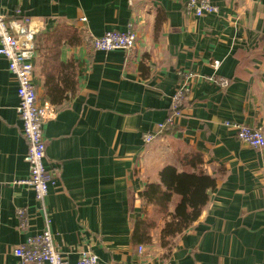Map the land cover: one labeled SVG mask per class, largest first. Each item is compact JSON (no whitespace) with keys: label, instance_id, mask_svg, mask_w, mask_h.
<instances>
[{"label":"crops","instance_id":"crops-1","mask_svg":"<svg viewBox=\"0 0 264 264\" xmlns=\"http://www.w3.org/2000/svg\"><path fill=\"white\" fill-rule=\"evenodd\" d=\"M185 1H0L12 29L36 42L32 81L38 102L51 110L45 164L57 176L42 202L14 183L28 174L27 143L17 82L0 56V264L17 263L12 249L42 230L45 215L69 264L82 248L100 264H264V147L245 145L224 125L264 132V0H211L218 13L200 18L185 13ZM130 21L132 50L91 49L92 36L124 32ZM58 27L74 35L46 49L52 39L45 34ZM45 55L48 64L51 56L58 62L44 74ZM179 72L191 73L182 116L169 134L145 143L143 134L167 116ZM218 77L229 80L223 93ZM192 155L203 160L197 170L216 181L199 217L168 245L160 241L162 217L151 241L137 242L135 219L159 209L138 194L167 165L194 172L184 162ZM177 201L173 195L169 212ZM17 207L28 212L26 230L17 227Z\"/></svg>","mask_w":264,"mask_h":264},{"label":"built area","instance_id":"built-area-1","mask_svg":"<svg viewBox=\"0 0 264 264\" xmlns=\"http://www.w3.org/2000/svg\"><path fill=\"white\" fill-rule=\"evenodd\" d=\"M1 1V0H0ZM18 1V0H17ZM218 7L211 0H186L185 13L195 18L218 13ZM137 32L133 21L122 31H106L101 36H92L90 46L96 51H112L116 49L130 51L134 48ZM0 56L7 61V68L17 82L18 104L16 112L21 122L22 136L27 143L25 161L28 174L25 178L15 180L14 183L27 185L34 194L36 202L46 198L49 185H53L57 176L51 174L46 167V144L43 136V125L51 115L46 105L38 102L36 89L32 81L34 65L32 58L34 48L30 32L16 33L10 26L5 14L0 10ZM213 68L219 66L218 60L210 62ZM183 78L175 86L170 96V104L165 119L155 124L154 128L143 134L145 143L157 140L175 129L178 119L182 116L185 97L189 90L187 80L191 73L179 72ZM210 80L213 77L209 78ZM219 90L229 85L225 77L213 80ZM224 125L235 132L236 138L253 149L264 147V132L261 127L248 126L243 123L225 121ZM17 227L26 230L29 227V215L24 207L15 209ZM45 225L39 233L26 236L24 241L12 249L16 257V264H69L66 255L54 243V235L50 228V218L45 215ZM143 246L138 245V252ZM76 264H100L97 255L89 248L77 251ZM109 264V263H108Z\"/></svg>","mask_w":264,"mask_h":264},{"label":"trees","instance_id":"trees-1","mask_svg":"<svg viewBox=\"0 0 264 264\" xmlns=\"http://www.w3.org/2000/svg\"><path fill=\"white\" fill-rule=\"evenodd\" d=\"M75 31H68L64 27H58L45 34V41L52 39L50 46L46 49L55 50L60 44L61 36L70 35ZM72 35V36H71ZM33 41L34 51L37 49L36 42ZM49 42V41H47ZM58 62L57 57L51 56V64H48V55L44 56V74ZM48 76L46 73L45 77ZM186 164H190L194 172L179 171L177 166L167 165L158 174V182L147 183L144 190L139 193V197L144 204L159 207L164 223L160 231V241L163 246L168 245L177 235L186 230L200 215L203 207L208 201V191L215 187L216 181L213 177L197 170L196 167L202 164L203 160L198 155L184 158ZM173 195L178 196L173 210H167L168 203ZM147 217L135 219L133 224L132 237L137 242H150V230L156 225L147 222Z\"/></svg>","mask_w":264,"mask_h":264},{"label":"rangeland","instance_id":"rangeland-1","mask_svg":"<svg viewBox=\"0 0 264 264\" xmlns=\"http://www.w3.org/2000/svg\"><path fill=\"white\" fill-rule=\"evenodd\" d=\"M146 219H147V222H150V223H154L155 222V225L157 223V220H159V218L162 217V214H161V210L160 209H152L147 213H146Z\"/></svg>","mask_w":264,"mask_h":264},{"label":"water","instance_id":"water-1","mask_svg":"<svg viewBox=\"0 0 264 264\" xmlns=\"http://www.w3.org/2000/svg\"><path fill=\"white\" fill-rule=\"evenodd\" d=\"M246 145V144H245Z\"/></svg>","mask_w":264,"mask_h":264}]
</instances>
